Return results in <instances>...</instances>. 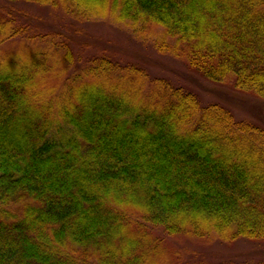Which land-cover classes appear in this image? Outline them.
<instances>
[{
    "label": "trees",
    "instance_id": "16d2710c",
    "mask_svg": "<svg viewBox=\"0 0 264 264\" xmlns=\"http://www.w3.org/2000/svg\"><path fill=\"white\" fill-rule=\"evenodd\" d=\"M17 3L158 25L172 40L159 54L264 100V0H0V264H160L136 252V216L167 236L264 243L262 124L114 55L76 58Z\"/></svg>",
    "mask_w": 264,
    "mask_h": 264
},
{
    "label": "rangeland",
    "instance_id": "374dc122",
    "mask_svg": "<svg viewBox=\"0 0 264 264\" xmlns=\"http://www.w3.org/2000/svg\"><path fill=\"white\" fill-rule=\"evenodd\" d=\"M15 7L23 11L24 20L37 28L36 30L64 34L76 58L85 60L111 54L114 58L142 65L150 75L167 78L173 84L193 91L202 105L218 102L232 111L237 119L258 121L264 126V100L238 93L227 84L206 83L188 69L184 62L159 54L156 45L163 39L168 44L172 40L165 37L164 29L158 25L152 24L133 31L109 21V18L79 23L71 20L61 10L50 7L40 9L25 3H17ZM134 219L138 223L130 222L128 233L137 239V253L146 250L149 252L148 263L174 264L177 260L193 263L202 259L204 264H258L264 260V243L261 242L238 239L224 245L184 235L167 236L159 228L151 229L138 216Z\"/></svg>",
    "mask_w": 264,
    "mask_h": 264
}]
</instances>
